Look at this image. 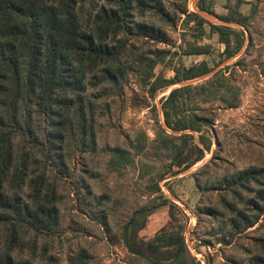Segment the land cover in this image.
Listing matches in <instances>:
<instances>
[{"label":"rangeland","instance_id":"374dc122","mask_svg":"<svg viewBox=\"0 0 264 264\" xmlns=\"http://www.w3.org/2000/svg\"><path fill=\"white\" fill-rule=\"evenodd\" d=\"M92 1L97 7L105 3ZM163 1L170 13L177 15L176 26H162L151 14L135 16L138 22L162 26L166 38L156 43L129 36L133 55L128 53L125 58L128 74L123 86L108 87L95 105V151L74 143L69 153L63 152V165L58 161L57 165L46 163L40 148L47 125L44 118L38 117L32 130L36 142L16 143L18 149L34 151L43 162L39 166H46L49 180L60 195V232L40 242V247L47 244L48 249L43 264H151L131 254L124 240L126 225L133 217H140L143 208L147 224L139 236L146 241L167 226L169 230L182 231L189 243L194 242L207 264H255L254 258L264 254V214L254 227L240 233L233 229L232 222L237 221L239 211L253 215L247 204L256 199L258 187L252 184L247 188H227V182L237 173L264 168V0H206L218 15L227 14V7H232L248 17V28L229 24L243 29L246 35L243 49L229 60L223 59L225 47L208 25L198 43L209 45L212 53L186 56L182 41L185 16L181 11L197 12L213 24L225 23L200 11V0ZM185 33L187 41H193L192 32ZM154 62L157 64L152 69ZM195 64L213 71L189 83L151 90L148 79L153 82V75L172 79V66ZM228 66L232 78L218 86H222L221 95L227 99L239 98L236 108L224 106L210 92L195 87ZM183 84L194 85L196 97L192 105L213 110L216 121L203 132L212 141L211 151L205 152L196 165L181 170L170 168L173 159L161 142L164 136L158 135L161 127L166 129L161 102ZM90 95L91 92L87 98ZM192 134L194 139L189 145L200 144L199 134ZM224 202L238 210L236 215L230 214ZM171 203L178 207L174 206L172 220ZM190 257L189 264L200 263L195 256Z\"/></svg>","mask_w":264,"mask_h":264},{"label":"trees","instance_id":"16d2710c","mask_svg":"<svg viewBox=\"0 0 264 264\" xmlns=\"http://www.w3.org/2000/svg\"><path fill=\"white\" fill-rule=\"evenodd\" d=\"M198 8L224 23L248 28V17L232 7H227V14L218 15L206 0H200ZM147 14L162 26H176L177 15L170 13L163 0H105L99 7L92 0H0V264H43L48 249L47 244L40 247V242L60 232L58 188L49 180L46 166H39L43 162L34 151L18 149L17 141L36 142L32 130L38 117L47 125L40 148L46 163L63 165V152L69 153L74 143L95 151V105L108 87L123 86L128 74L125 58L128 53L133 55L129 36L156 43L166 38L162 26L135 20V16ZM181 15L185 16L182 41L186 56L212 53L209 45L198 43L206 25L224 45V60L243 49V29L213 24L197 12L181 11ZM186 30L192 32L193 41H187ZM230 69L215 72L195 87L210 92L224 106L236 108L239 98L227 99L218 86L232 78ZM172 71V79L153 75L151 82L149 78L151 90L197 79L213 69L203 64L174 65ZM195 91L194 85H183L161 102L166 129L161 127L158 137L164 136L161 142L173 159L170 168L189 169L211 151L212 141L203 132L215 124V116L211 109L192 105ZM89 92L91 98H87ZM191 132L199 134L200 144L189 145L194 139ZM252 184L258 190L256 199L247 204L253 211L251 217L224 202L230 214L238 212L237 221H232L237 233L254 227L264 214V168L244 170L227 182L228 190ZM174 206L178 208L175 203L169 206L171 220ZM146 212L141 209L140 217H133L126 225L128 251L151 264H189L194 255L182 231L166 226L150 240L139 236L147 224ZM253 261L264 264V254Z\"/></svg>","mask_w":264,"mask_h":264},{"label":"built area","instance_id":"2783aa9c","mask_svg":"<svg viewBox=\"0 0 264 264\" xmlns=\"http://www.w3.org/2000/svg\"><path fill=\"white\" fill-rule=\"evenodd\" d=\"M193 226H195V224H193ZM193 243L194 242L191 243L188 242L191 253L200 261L201 264H207L205 259L203 258V255L196 251L194 247L195 245Z\"/></svg>","mask_w":264,"mask_h":264},{"label":"water","instance_id":"95a60500","mask_svg":"<svg viewBox=\"0 0 264 264\" xmlns=\"http://www.w3.org/2000/svg\"><path fill=\"white\" fill-rule=\"evenodd\" d=\"M205 17H207V15L205 16ZM225 25H229L228 23H225ZM190 81H188L187 83H189ZM187 83H185V84H187ZM185 84H183V85H185Z\"/></svg>","mask_w":264,"mask_h":264}]
</instances>
